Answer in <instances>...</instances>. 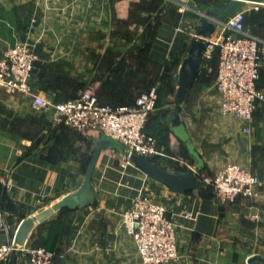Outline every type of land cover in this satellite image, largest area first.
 <instances>
[{
    "label": "crops",
    "instance_id": "obj_1",
    "mask_svg": "<svg viewBox=\"0 0 264 264\" xmlns=\"http://www.w3.org/2000/svg\"><path fill=\"white\" fill-rule=\"evenodd\" d=\"M190 1L0 0V56L17 43L33 46L37 54L30 79L33 94L53 102L87 91L102 105L132 106L140 93L158 86L163 75L175 82L201 15L209 7L225 5ZM150 3L155 7L147 16L144 11ZM244 3L220 18L226 21L243 11L244 32L264 49V4ZM184 5L200 18L184 12ZM223 31L218 25L210 38ZM256 86L264 94V63ZM210 104L192 103L204 110ZM162 108L156 106L150 114L145 131L158 146L169 149L172 162L185 164L188 157L197 161L173 134ZM218 115L216 123L206 122L207 135L200 144L193 138L195 120L180 118L209 171L230 162L249 169L263 185L257 197L219 204L212 197L211 184L210 193L198 178L195 190L171 192L134 165L119 162L112 146L99 153L88 205L57 211L37 222L25 245L55 252V264H140L120 225V213L141 193L162 204L175 225L178 259L169 264H249L253 257L255 264H264V100L248 126L232 116ZM245 127L248 132H243ZM102 139L96 130L51 123L47 115L34 110L32 95L10 94L0 86V204L9 226L7 234L0 232V244L14 238L23 220L79 188ZM169 169L186 172L172 165ZM16 264H27L22 252Z\"/></svg>",
    "mask_w": 264,
    "mask_h": 264
},
{
    "label": "built area",
    "instance_id": "obj_2",
    "mask_svg": "<svg viewBox=\"0 0 264 264\" xmlns=\"http://www.w3.org/2000/svg\"><path fill=\"white\" fill-rule=\"evenodd\" d=\"M221 25L223 32L204 40L203 58L217 53L214 85L218 112L248 126L257 104L264 100V94L256 86L260 66L264 63V49L257 38L244 32L243 11L235 12ZM36 60L35 48L27 43H17L3 51L0 86L4 91L32 95L34 110L47 115L51 123L96 130L105 139L119 144L124 154L123 165H131V155L149 159L159 154L155 138L145 131L156 106V87L140 93L132 106L102 105L87 91L66 101L53 102L39 93L33 94L30 79ZM243 132H248V127ZM211 186L213 199L227 204L238 197H257L263 185L249 169L228 163L216 172ZM261 196L264 198V193ZM120 225L131 238L140 264H169L178 259L175 225L162 204L139 193L121 212ZM8 231L0 204V232L7 234ZM20 252L27 264H55L54 253L43 247L19 246L14 238L0 244V264L8 263Z\"/></svg>",
    "mask_w": 264,
    "mask_h": 264
},
{
    "label": "water",
    "instance_id": "obj_3",
    "mask_svg": "<svg viewBox=\"0 0 264 264\" xmlns=\"http://www.w3.org/2000/svg\"><path fill=\"white\" fill-rule=\"evenodd\" d=\"M241 2H249L254 4H264V0H232L224 6L209 7L201 16L202 20L197 26L195 36L190 43L186 56L182 59L177 75L175 76L176 87V104L177 108L180 106L187 97L190 89L192 88L203 63V52L205 50L204 40L210 38L215 32L218 25L223 21L220 17L236 8ZM175 108L172 116L169 119V125L173 134L183 142L188 152L198 160V165L201 166L202 162L198 158L193 145L190 143L188 135L185 131L179 113ZM114 146V142L108 139H102L97 142L88 162L83 182L79 188L56 202L50 208L39 212L37 215L27 218L21 222L17 232L14 235V242L22 246L25 244L28 234L32 227L37 223L45 220L54 212L68 209L74 210L76 208L86 207L89 203V190L91 188V177L95 168L99 153L102 149ZM129 161L132 165L142 171L146 176L152 180L168 187L171 192L184 194L197 188V177L192 170L186 172H173L168 168L161 167L153 163L149 159L137 155H131ZM11 264L17 263V255L12 256ZM256 258H251L248 263L255 264Z\"/></svg>",
    "mask_w": 264,
    "mask_h": 264
},
{
    "label": "rangeland",
    "instance_id": "obj_4",
    "mask_svg": "<svg viewBox=\"0 0 264 264\" xmlns=\"http://www.w3.org/2000/svg\"><path fill=\"white\" fill-rule=\"evenodd\" d=\"M169 4L171 2H175L176 0H168ZM197 0H191L190 3L196 4ZM210 4L212 3H216V4H220L223 3V0H209ZM225 4H227V2H224ZM241 4H247L244 2H241ZM177 6V5H176ZM182 8V6H180ZM184 12H188L189 15L193 16L195 19H199L200 18V14L198 15L197 12H195L194 10H192V8L190 7V9L183 7ZM145 15L147 14V16H149L151 14V11L147 10L144 11ZM133 13V12H131ZM187 13V14H188ZM198 15V16H197ZM151 16V15H150ZM149 17H147L146 19H148ZM225 21L223 20V23ZM221 25V24H220ZM212 57H205L203 58V63H202V70L204 72H206V74H209V76H211L210 78H208V76L206 77H201L195 80L192 88L190 89L187 97L185 98L184 102L178 106L177 108V104H176V98H175V93H176V83H171V81H169V78H166V81H161L160 80V84L158 83V86L156 87L157 90V99L159 97V100H157L156 102V106L161 105L162 110L166 113V115H168L169 117L172 116L175 108H177V112L179 113V115L183 118L189 119L190 121L195 120V125H196V133H193V138L194 141L198 142L200 144V139L204 140V136L207 135L206 132V126H207V121L209 122L208 125H210V123L214 124L216 123V121H218V117L220 114L218 112L215 111V109H217V104H216V93H215V78L214 75L212 74V68L211 66L212 64ZM166 82V83H165ZM170 86V88H169ZM200 88H204V92L201 94H196V90L200 89ZM194 101L202 103V105L204 103H211L209 105V110H204L201 107H193L192 103H194ZM155 106V108H156ZM211 107H214L211 110ZM155 110V109H154ZM153 110V111H154ZM210 128H208L209 130ZM197 137V138H196ZM199 138V139H198ZM157 142V141H156ZM202 145V143H201ZM158 146V144H157ZM114 149L117 152V157H118V161L123 163L124 160V154L122 151V147L119 144H115L114 143ZM159 148V154L151 157L153 160H155L157 163H159L158 165H160L161 167L164 168H168L169 169V165H172L173 168L176 169H183L185 171H188L189 169H192L193 172L197 175L198 178V182L199 184L204 183L207 184L208 186L211 184V182L213 181V178L216 174V172L212 173L211 171H209V169L207 168V166L204 163V159L202 158V155H200V153H197L198 158L201 160L202 165L199 166L198 165V160L197 161H193V159L191 157L189 158L188 163L185 164H180L179 162H172V156L169 154V149H167L166 147H161L158 146ZM172 157V158H171ZM232 163V162H230ZM228 164V163H227ZM188 169V170H187ZM220 170V169H219ZM149 197V196H147ZM150 199H152L151 197H149ZM154 200V199H152ZM121 214V213H120ZM51 252V251H50Z\"/></svg>",
    "mask_w": 264,
    "mask_h": 264
},
{
    "label": "trees",
    "instance_id": "obj_5",
    "mask_svg": "<svg viewBox=\"0 0 264 264\" xmlns=\"http://www.w3.org/2000/svg\"><path fill=\"white\" fill-rule=\"evenodd\" d=\"M197 3H204V4H206V5H208V4H210L209 2V0H197L196 1ZM154 7H155V4H152V3H150L148 6H146L145 7V9H147V10H151V9H154ZM212 66H211V68H212V74L214 75V78H215V73H216V62H217V53L215 52L214 54H213V57H212ZM207 77L208 76V78H210L211 76H209V74H206V72H204L203 70H202V68L200 69V72H199V74H198V76H197V78L196 79H198V78H201V77ZM166 79V77L163 75L162 77H161V81H166L165 80ZM166 83V82H165ZM169 88H170V86H169ZM63 127V126H62ZM149 160L150 161H152L153 163H156L157 164V162L155 161V160H153L152 158H149ZM204 186L203 187H201L200 188V190L202 191V190H204ZM206 188L207 189H209V191H210V193H211V187H210V185L209 186H206ZM66 210H68V209H63V210H60V211H66ZM46 250H48V251H50L49 249H46ZM52 252V251H51ZM52 253H54V262H55V257H56V254H55V252H52Z\"/></svg>",
    "mask_w": 264,
    "mask_h": 264
}]
</instances>
